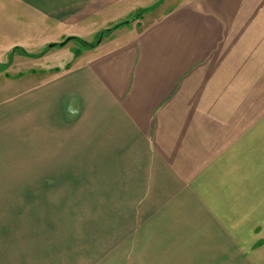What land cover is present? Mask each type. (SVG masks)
<instances>
[{"label":"crops","instance_id":"obj_1","mask_svg":"<svg viewBox=\"0 0 264 264\" xmlns=\"http://www.w3.org/2000/svg\"><path fill=\"white\" fill-rule=\"evenodd\" d=\"M3 1L42 57L137 25L0 103V264H264V0Z\"/></svg>","mask_w":264,"mask_h":264},{"label":"rangeland","instance_id":"obj_2","mask_svg":"<svg viewBox=\"0 0 264 264\" xmlns=\"http://www.w3.org/2000/svg\"><path fill=\"white\" fill-rule=\"evenodd\" d=\"M173 1H176V0H173ZM4 4H5L4 1L0 0V103L5 102L9 98L18 96L20 93L18 91H20L21 89L24 90L32 82L36 81L35 78L30 76L31 75L30 72L32 69L55 68L59 66L63 67L64 64H62L60 60L66 57H67V62L65 63V65L66 66L71 65L73 62H76V60H79L78 57L80 55L76 56L75 53L79 52L80 54H82L83 51L86 50V48L82 44L75 42V41H69L70 43L69 44L66 43L67 45L65 44L63 46L53 47L48 57H39V59L30 58V57L28 58L27 56L25 57L14 56L13 57L12 52H14V50L16 51V48L12 49L10 46H6L7 43L10 42L11 40V38H8V39L6 38L8 37L7 35L15 36V35L20 34V31L16 30V28H14V25L12 23L13 22L12 20H14V16L16 13L15 10H13L12 8L13 6L10 7L11 5L9 4L4 5ZM169 5L167 6L169 7ZM128 21L130 20L128 19ZM136 25H137V21L130 25H124L122 27H119L118 29L119 31L117 32H122L125 29L132 28L133 26H136ZM110 33H106L104 35V40L101 46L97 48H90V49L95 51V50H98V49L100 50L101 48H104L106 45V42L108 41L107 39H109L108 36L110 35ZM98 38L99 36H97L96 38H92V40H89V42L87 43L94 44L98 42ZM65 41L66 40H64L63 42ZM9 48H11V50H9L11 51L10 54L6 52L8 51ZM26 50L30 54L36 56V54L39 55V53L43 52L45 48H26ZM47 51H49L48 47L46 49V52ZM71 55L73 58H71V61H69L70 60L69 57H71ZM53 58L55 62H52ZM20 73L26 75V77L15 79V76ZM8 75L9 77H7ZM84 258H86V256H84L83 254H80L79 260H81V264L85 263L86 260L85 261L82 260ZM88 258L90 259V256H88Z\"/></svg>","mask_w":264,"mask_h":264},{"label":"trees","instance_id":"obj_3","mask_svg":"<svg viewBox=\"0 0 264 264\" xmlns=\"http://www.w3.org/2000/svg\"><path fill=\"white\" fill-rule=\"evenodd\" d=\"M142 15H143V12H140V13H138V14L136 15V17H135L134 19L141 18ZM131 21H134V20H131ZM131 21H128L127 23L123 22V23H121V24H118V25L115 26L113 29H110V30H108V31L102 32L101 34H103V36H104L106 33H110V32H112V31H114L115 29H118L119 27H122V26H124V25H128L129 23H131ZM101 34L99 35L98 42H96V43H94V44L87 43L86 41L81 40V39H79V38H69V40H68L67 42L65 41L63 44H55L53 47L63 46V45H65L66 43H68L69 41H75V42H78V43L82 44L86 49L96 48V47L101 43ZM16 51L22 52V53L25 54V56L30 57V58H39V57H42V56L44 55V53L39 54V55H36V56H35V55H32V54L30 55V54H27L23 49L20 50L19 48H16ZM16 51L14 50V52H16ZM75 55H76V56H79L80 53H79V52H76ZM70 67H71V65H68V66H66L65 68H66V69H69ZM59 70H60V69H56V71H59Z\"/></svg>","mask_w":264,"mask_h":264},{"label":"water","instance_id":"obj_4","mask_svg":"<svg viewBox=\"0 0 264 264\" xmlns=\"http://www.w3.org/2000/svg\"><path fill=\"white\" fill-rule=\"evenodd\" d=\"M127 22H128V21H127ZM127 22H125V23H127ZM102 37H103V34H101V38H102ZM68 40H69V39H67L66 42H67ZM52 47H53V45L50 46V48H52Z\"/></svg>","mask_w":264,"mask_h":264}]
</instances>
